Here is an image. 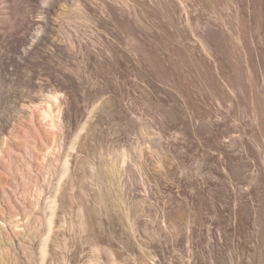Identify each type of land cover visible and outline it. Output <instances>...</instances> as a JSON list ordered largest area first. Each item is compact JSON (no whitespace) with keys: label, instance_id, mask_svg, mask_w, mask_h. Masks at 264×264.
<instances>
[{"label":"rangeland","instance_id":"rangeland-1","mask_svg":"<svg viewBox=\"0 0 264 264\" xmlns=\"http://www.w3.org/2000/svg\"><path fill=\"white\" fill-rule=\"evenodd\" d=\"M116 1L101 48L90 47L83 67L77 55L70 64L83 77L70 86L60 157L76 146L58 192L62 247L47 264H264V0H191L196 14L157 8L160 0H143L156 8L147 12ZM38 74L23 71L0 95V130L9 137L0 209L12 214L29 208L37 184L39 203L52 191L26 166L51 136L35 117L20 121L15 108ZM123 152L128 161L112 182L90 184L91 166ZM17 225L20 240L33 245L31 227ZM6 232L0 223V239Z\"/></svg>","mask_w":264,"mask_h":264},{"label":"bare ground","instance_id":"bare-ground-1","mask_svg":"<svg viewBox=\"0 0 264 264\" xmlns=\"http://www.w3.org/2000/svg\"><path fill=\"white\" fill-rule=\"evenodd\" d=\"M17 1H21L23 5H18ZM109 1L0 0V95L5 89V82L9 79L19 83L22 80L23 71L33 70V68L39 70L38 77L34 78L35 81L31 79L28 82L33 86L32 94L21 105L17 104L15 108L20 115V121H32L35 117L47 136L48 134L51 136V142L45 144L43 148L35 147L38 164L37 161L36 164L31 162V157L26 166L31 173L35 174V177L40 175L41 178L47 180L49 189L51 187L52 190L39 203L43 191L37 184L34 202H30L29 208L27 206L25 208V205L22 206L15 214L10 212L11 208L1 207L0 223L5 232L6 227L12 225V233L10 235L7 232L2 234L0 239V264H6L5 257L9 255L11 264H24L25 261L22 260L29 261L33 258L36 264H47L49 258L52 261L54 251L62 247L61 242L58 241L55 221L58 192L68 184L71 178L69 158L76 143L73 140L65 156L60 157L59 141L62 139L66 113L72 108L70 86L75 78L78 77L80 80L83 77L79 73H74L70 64L73 57L77 55L80 67H83L89 59L90 47L101 48V31L106 28L107 24L116 21V13L112 8L115 5L112 4V6L111 3L117 1L112 0L111 3ZM121 1L122 4H120L124 9H128L129 3L132 2L133 6L142 8V11L147 12L150 8L156 10L143 0ZM190 1L160 0L155 5L157 8H161L162 4L171 6L178 14H188L189 9L192 8V12L196 14L197 3L190 4ZM228 5L227 7H229ZM185 25L191 35L196 37L195 44L199 43L200 38L196 33V26L191 23L188 17L185 19ZM90 32L91 36H89ZM17 35L19 36L15 37ZM195 56L196 51L193 49L192 57L195 58ZM9 135L13 136V131ZM5 138L9 139L7 132L0 130V154L5 149H2ZM139 147L141 148L142 144ZM119 154L117 159L113 155L112 160L105 162L102 160L103 168L100 166L99 169L94 166L90 167V175L88 178L86 177L90 184L104 180V183L112 182L118 168L127 163L129 158L127 153ZM135 165L137 166V162ZM12 175L14 174L12 173ZM65 177L66 179L63 181ZM71 187H74L73 182H71ZM9 200L11 201V199ZM5 201L3 199V203ZM97 201V204H101L102 199L98 197ZM36 209L38 214L34 213ZM19 216H21L20 220L23 221L24 226L26 224L31 227V240L33 237V241H35H32L34 243L31 244L32 246L30 242L20 240L19 236L22 232L15 230L19 227L17 224L20 220L15 221L14 219ZM2 242L3 245H1ZM63 245L65 248V244Z\"/></svg>","mask_w":264,"mask_h":264}]
</instances>
